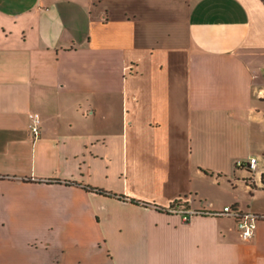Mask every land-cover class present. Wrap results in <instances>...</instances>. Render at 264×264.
I'll use <instances>...</instances> for the list:
<instances>
[{
	"label": "crops",
	"instance_id": "1",
	"mask_svg": "<svg viewBox=\"0 0 264 264\" xmlns=\"http://www.w3.org/2000/svg\"><path fill=\"white\" fill-rule=\"evenodd\" d=\"M210 173L264 215V0H0V264H264Z\"/></svg>",
	"mask_w": 264,
	"mask_h": 264
},
{
	"label": "rangeland",
	"instance_id": "2",
	"mask_svg": "<svg viewBox=\"0 0 264 264\" xmlns=\"http://www.w3.org/2000/svg\"><path fill=\"white\" fill-rule=\"evenodd\" d=\"M93 96L91 100H93ZM108 98L107 94H98L96 96L97 103H103L102 106L98 107L99 111L97 113V120L94 123L97 131L99 130H117L120 125L119 115L121 114V106L119 102L116 100V97L113 96V101L108 103H104ZM103 99V100H102ZM101 100V101H100ZM107 104V105H106ZM88 105V104H86ZM85 112H89V108L83 107ZM82 124L85 121H81ZM247 169V168H246ZM198 188L200 192L201 201L200 204L205 205L207 208L215 210L213 212H220L226 203L231 202L236 194L246 195L245 190L242 186L236 189L232 182L229 181L226 177H221L217 179V175H212L211 173L203 180L197 181L195 186ZM183 207H186L185 205ZM66 235V239H67ZM116 256L118 253L123 254L121 251L114 250ZM122 257V256H121Z\"/></svg>",
	"mask_w": 264,
	"mask_h": 264
},
{
	"label": "built area",
	"instance_id": "3",
	"mask_svg": "<svg viewBox=\"0 0 264 264\" xmlns=\"http://www.w3.org/2000/svg\"><path fill=\"white\" fill-rule=\"evenodd\" d=\"M30 117L33 120V124L31 125V129L35 136L40 134V116L38 113H30ZM258 163L257 156H252L249 158L246 165L250 169H255ZM238 165L243 166L245 162L243 160H239L237 162ZM223 213L234 216L237 220V225L240 230L241 236L244 239H250L255 235L256 229L258 227L259 221L264 222V215H258L253 212H244L240 211L237 205H225L223 209ZM189 217L185 216V219Z\"/></svg>",
	"mask_w": 264,
	"mask_h": 264
},
{
	"label": "trees",
	"instance_id": "4",
	"mask_svg": "<svg viewBox=\"0 0 264 264\" xmlns=\"http://www.w3.org/2000/svg\"><path fill=\"white\" fill-rule=\"evenodd\" d=\"M262 182H263V185H264V173L262 175ZM85 188L88 189V190H90V191H95V192L102 193V194H106V195H114V196H117V197L122 198V199H125L126 198L125 195L113 193V192L107 191V190L102 189V188H99V187H94V186L86 185ZM131 201L136 202V203H139L140 202L139 200H136L134 198H132ZM144 203L145 204H148L146 202H144ZM156 206L160 210L163 209V207H160L159 205H156ZM173 206H174V203H172L171 207H173ZM213 214H216V213L213 212Z\"/></svg>",
	"mask_w": 264,
	"mask_h": 264
}]
</instances>
